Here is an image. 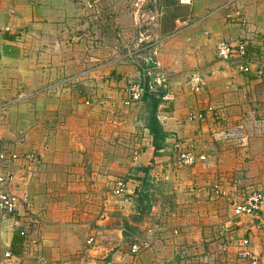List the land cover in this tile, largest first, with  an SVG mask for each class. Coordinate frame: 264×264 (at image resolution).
I'll use <instances>...</instances> for the list:
<instances>
[{"label":"crops","instance_id":"obj_1","mask_svg":"<svg viewBox=\"0 0 264 264\" xmlns=\"http://www.w3.org/2000/svg\"><path fill=\"white\" fill-rule=\"evenodd\" d=\"M199 1L190 23L181 20L186 26L166 30L164 17L156 22L157 34L165 35L160 64L171 72L168 99L156 113L169 134L154 157L151 137L139 159L149 189L140 190L146 179H132L124 206L97 205L95 216L68 223L58 213L63 204L49 198L52 188L37 186L55 171L64 175L80 147L102 142L98 119L95 138L84 137L101 101L96 84L103 75L99 48L82 36L87 8L76 0H0V143L40 158L31 177L16 178L30 195L26 213L0 220V264H168L175 252L173 264H210L201 243L239 246L243 237L260 261L240 256L237 264H264V218L234 212L250 192L264 190V74L257 73L256 59L264 57V0L193 3ZM221 40L248 44V70L240 69L247 53L218 57ZM177 145L208 158L180 165ZM20 167L13 166L17 175ZM139 194L152 197L146 215L130 202ZM127 226L142 232L139 253H132L136 235L122 232ZM121 232L130 239L121 242Z\"/></svg>","mask_w":264,"mask_h":264},{"label":"rangeland","instance_id":"obj_2","mask_svg":"<svg viewBox=\"0 0 264 264\" xmlns=\"http://www.w3.org/2000/svg\"><path fill=\"white\" fill-rule=\"evenodd\" d=\"M76 2H80L76 4L78 7L87 8V25L82 29L87 35L82 34L83 40L87 46L92 45L99 48L100 52L96 51V53L102 58L103 63L100 66L103 75L96 84L97 88L101 89L99 96L101 101L97 106V111L93 113L98 117L91 116L90 119L93 121L89 119V131L84 137H87L88 142L92 139L89 136L95 138L94 127L98 119L102 121V127L98 129V138L102 142L98 143L100 146L97 148L95 145L80 147L77 157L73 158L71 163H67L66 168H63L64 175L55 171L51 173L50 179L44 180L37 186L52 188L53 194L49 198L63 204V209L58 213L61 214V219L67 220L68 223L76 218L95 216L97 205L102 209L104 204L124 206L121 201L125 193L116 192L119 183H123L127 190L129 187H134L128 183L146 179L140 190L143 192L149 189L151 182L148 177L146 178L147 175L143 171L145 165L139 159L152 137L145 128L150 114V101H145L142 97L133 102L127 101L132 92L131 88L142 85L144 79L146 85H156L157 74L162 69L167 73L165 89L166 92L168 90L171 79L170 70L161 66L151 70L150 75L143 74V68L147 67L145 58L150 56V50L146 46L160 44L162 48L165 43V35L157 34V20L164 17L162 29L170 30L175 25H182L181 20H187L190 23L195 12H198L203 5L202 1L193 3V0H76ZM153 15L157 16L153 17ZM175 17H179V20H175ZM182 26H186L185 23ZM160 48L157 60H159ZM116 60H119L120 64L130 65L133 72L118 71L117 65L114 64ZM158 89L157 92L162 90L161 87ZM47 183L50 186H46ZM131 199L130 202L135 207H141L139 209L141 215L148 213L145 211L150 207L152 197L139 194ZM257 216L264 218V209ZM122 232L129 234L132 238L135 234L134 243L139 242L138 239L141 238L142 233H137V230L129 226ZM122 232L121 242H125V239L129 240L128 236L122 239ZM220 241L210 245L200 244L203 248L202 252H205V248L210 252V264H237L241 259L238 253L240 245L231 244L227 240ZM178 255L179 253L175 252L169 257L167 263H176ZM186 258L189 259L190 255L187 254Z\"/></svg>","mask_w":264,"mask_h":264},{"label":"built area","instance_id":"obj_3","mask_svg":"<svg viewBox=\"0 0 264 264\" xmlns=\"http://www.w3.org/2000/svg\"><path fill=\"white\" fill-rule=\"evenodd\" d=\"M143 38H141L142 40ZM150 50V56L145 58L147 67L143 68V74H151V70L155 68H160V62L157 60V54L159 52L160 44L147 45ZM218 57L223 60H231L238 58L236 55H241L244 57L247 53V57L242 60L245 61L241 65L240 69L248 70L249 62H251V57L248 56V44L240 43L237 46L232 45L230 42L221 40L217 45ZM257 58V73L259 75L264 74V57L256 56ZM167 73L162 69L158 73L156 78L157 84L146 85L145 79L142 85L133 86L131 88V94L129 95V101L133 102L135 100L143 98L145 93H154L162 100L168 99V94H165L167 87ZM148 86V89H146ZM158 87H161L159 91ZM177 162L180 165L190 166L198 161H206L208 156L205 153H200L194 148H182L177 145L174 149ZM39 155L33 151L19 152L14 148L7 146L3 142L0 143V220L16 218L22 216L26 213L27 207L29 206L30 195L26 190H19V183L17 184L16 178L22 179L23 177H31L32 170L37 166L39 162ZM21 166L19 169H23L24 174L20 172L17 175L18 169L13 170V166ZM17 172V173H16ZM28 173V174H27ZM126 188L123 183H119L116 192L118 194L125 193ZM264 209V190H254L243 198L240 202L236 203L234 212L236 215L248 214L256 216L260 211ZM264 225V221H263ZM241 252L240 255L243 258H250L253 263H259V258L252 256L250 252V239L249 237H243L240 240ZM142 247L141 242H136L132 245V251L138 252Z\"/></svg>","mask_w":264,"mask_h":264},{"label":"trees","instance_id":"obj_4","mask_svg":"<svg viewBox=\"0 0 264 264\" xmlns=\"http://www.w3.org/2000/svg\"><path fill=\"white\" fill-rule=\"evenodd\" d=\"M143 99L145 101H150V114L147 118L146 127L149 130V134L152 136L151 146L153 149L152 156L154 157L159 153L160 149L164 147L165 138L168 136L169 131L161 123L156 113L157 107L160 103V98L154 93L147 92L145 93Z\"/></svg>","mask_w":264,"mask_h":264}]
</instances>
